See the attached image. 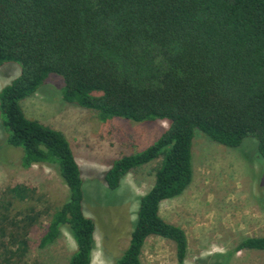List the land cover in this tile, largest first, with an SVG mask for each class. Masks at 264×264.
Returning a JSON list of instances; mask_svg holds the SVG:
<instances>
[{
	"label": "trees",
	"instance_id": "16d2710c",
	"mask_svg": "<svg viewBox=\"0 0 264 264\" xmlns=\"http://www.w3.org/2000/svg\"><path fill=\"white\" fill-rule=\"evenodd\" d=\"M6 63L20 67L0 95L7 142L23 152L25 169L54 168L69 190L40 242L53 244L65 228L76 245L68 264H92L96 248L82 171L65 135L27 118L21 105L52 75L62 78L67 103L103 121L168 122L154 144L117 159L105 173L107 189L116 192L128 174L162 158L114 264H142L151 236L173 242L177 264H186V232L165 221L160 207L193 182L197 131L230 149L254 138L264 158V0H0V67ZM14 190L24 197L29 188ZM38 216H27L28 224ZM26 237L1 231L0 259L6 251L9 259H23ZM243 250L264 252V236L243 238L220 257L225 262Z\"/></svg>",
	"mask_w": 264,
	"mask_h": 264
},
{
	"label": "rangeland",
	"instance_id": "374dc122",
	"mask_svg": "<svg viewBox=\"0 0 264 264\" xmlns=\"http://www.w3.org/2000/svg\"><path fill=\"white\" fill-rule=\"evenodd\" d=\"M19 74L18 64L0 67V95ZM62 87V78L52 75L21 105L27 118L61 132L69 141L84 180V211L97 227L92 264H114L130 243L139 198L153 187L162 158L128 174L116 192L107 189L105 173L117 159L154 144L168 129V122L103 121L98 113L67 103ZM7 139L0 113V221L7 218L0 232L15 234L19 240L26 234L28 250L23 259H9L6 251L0 264H68L76 245L65 228L53 244L40 246L50 214L68 198V187L54 168L43 164L25 169L23 152ZM192 143L193 182L182 196L160 207L165 221L186 232V264H264V252L257 250L236 252L225 262L220 257L233 252L243 238L264 236V158L255 139L247 138L238 149H230L197 131ZM18 186L29 188L24 197L14 193ZM36 214L35 222L28 224L27 216ZM9 239L3 246H8ZM141 261L177 264L175 244L151 236Z\"/></svg>",
	"mask_w": 264,
	"mask_h": 264
}]
</instances>
